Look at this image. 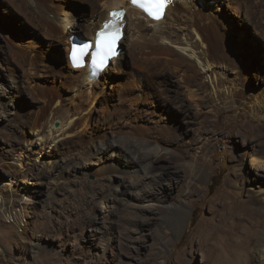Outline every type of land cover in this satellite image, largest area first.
Returning a JSON list of instances; mask_svg holds the SVG:
<instances>
[{"label": "rangeland", "instance_id": "374dc122", "mask_svg": "<svg viewBox=\"0 0 264 264\" xmlns=\"http://www.w3.org/2000/svg\"><path fill=\"white\" fill-rule=\"evenodd\" d=\"M190 1L194 11L210 15L216 21L219 33L223 35L222 40L226 39V51L234 61V70L216 69V82L214 74L203 68L196 56H189L191 52L181 54L179 46L164 42L197 67L200 75L196 89L201 98L200 107L195 106L196 103L188 96L174 72L159 67L157 72L161 76L152 79L155 82V90L152 91L155 94L152 96L154 104L142 103L133 108L126 106L125 109L128 114H135V109L139 107L143 113L138 115L139 121L149 127L155 125L152 111L156 110L162 123L171 127L173 138L170 146L174 152L165 153L161 164L180 170L184 176L187 170L177 162L178 152H184L189 161L200 157L209 161L214 157L210 179L191 181L189 176L186 179L182 176L164 178L156 184L145 180L150 186L143 188L140 194L137 192L139 198L135 196V191L124 186V168L119 167V174L114 173L112 180L107 177L99 179L95 173L105 161L113 168L125 166L123 154L112 159L105 157L101 161L95 158L91 163L78 161L80 164L77 162L67 170V164L63 161L54 162L49 157L54 141L41 142L37 139L31 125L40 116L41 108L34 101L28 72L25 71L26 74L12 61L8 69L23 75V80L20 83L21 93L11 101L9 93L12 86L6 75L8 72L0 67V189L12 179L14 189L17 188L27 199L14 203L16 211L12 219L6 220L0 214V264H212L210 246L217 235L212 236L208 226L223 218L228 225L240 222L235 232H242L250 219L247 200L252 199V207L259 208L260 199L264 196V192H258L264 187L263 172L253 163L260 154L264 155V118L255 111L257 99L264 101V0L261 1V8L256 1L248 3L243 13L234 11L231 0H209L208 4L203 0ZM45 5L50 10V18L56 15L62 17V21L67 19L70 23L83 26L88 25L89 18L94 19L98 14L93 15L94 10H104L98 0H46ZM31 19L19 13L7 1L0 0V62L6 67L4 57H10L13 46L32 50V56L39 58L42 67L54 73L39 77L40 82L69 104L78 90L65 83V76L70 74L65 38L76 36L80 39L82 35L84 39L92 38L87 34L79 37L78 33L70 32L65 35L61 33L59 36L65 40L61 41L57 35L44 32L35 17ZM66 21L62 24L67 30L71 24L64 25ZM169 23L168 20L163 27H170ZM177 27L173 31L180 38L191 41L193 37L192 42H200L191 31L190 37L184 36L187 34L184 26ZM132 41L128 29L121 53L123 48L129 53ZM201 51L203 48L200 46L196 55L199 56ZM129 64L124 70L134 68L131 59ZM111 68L107 77L113 83L107 84L106 88L103 84L101 86L114 102L118 92L125 90L126 74L119 75L115 73L113 65ZM235 84L240 88L239 94H236L235 108H229L228 101H218L222 112L218 121L216 116L209 113L210 94L216 98L213 86ZM147 86L151 88V84L147 83ZM81 89L85 94L89 93L87 88ZM54 106L57 104L54 103ZM93 112L94 117L98 118V110L94 109ZM99 118L100 123L81 128L75 138L69 139V145L64 149L65 155L82 150L92 135L105 132L109 122L118 120L115 118L105 122L102 117ZM75 122L79 125L81 118L75 117ZM231 122L237 127L232 129L234 131L230 130L233 127ZM54 125L59 127L60 122L56 121ZM20 154L25 158L23 168H18L16 161ZM112 160L115 162L112 163ZM117 185L121 186L120 192L111 195L115 193L112 188ZM191 191L194 197L189 196ZM104 194L106 199L103 198ZM183 201L187 203L193 221L192 226L189 227L188 223L179 230L175 228L168 209ZM205 228L206 231H202ZM252 251L247 250L245 259L248 264H257L260 253Z\"/></svg>", "mask_w": 264, "mask_h": 264}, {"label": "bare ground", "instance_id": "6f19581e", "mask_svg": "<svg viewBox=\"0 0 264 264\" xmlns=\"http://www.w3.org/2000/svg\"><path fill=\"white\" fill-rule=\"evenodd\" d=\"M5 1L13 6L19 13L27 16L30 21L32 20L31 17H35L40 23V26H42L44 32L51 36H53L52 34L57 35L56 37L61 41H65L63 36H59L61 33H64L65 35V33L69 34L70 32H76V34L78 33V36L87 34L90 38H92L90 40L84 39L85 37L82 35L83 37L80 38V40L95 43L96 33L103 28L105 22L113 19V17L110 16V13L122 12L123 16L119 20V25L123 32V38L119 42L121 45L120 48H122V43L126 39L128 29L133 40L130 44L129 53L124 51L123 48V51L118 58L113 59L111 64L99 73L98 77L92 78L90 57H87L81 66H74L71 60L70 54L74 46L72 39L76 36L73 38H70L71 36L69 38H65L67 44L66 48L68 49V67L70 71V74L64 78L65 83L78 90V92L72 96L71 103L69 104H66L65 99L63 100V97H61L57 92L53 91L43 82H40L38 79L39 77L52 76L54 73H52L49 68L42 67L39 58L32 56V50H28V48L22 46H13L10 49V57H4L6 67L2 66L0 62V67L4 70V72H8L6 75L11 82L12 89L9 93L11 101L17 97L16 95L21 93L20 83L23 80V75L21 76V74H16L14 73L15 71H12L11 69L9 70L8 68L10 67H8V64L14 61L24 72H28V81L30 89L35 97L34 101L39 103L41 108L40 116H37L38 119H36L31 126H33L32 128L36 133L37 139L41 140V142L44 140L54 141V146L51 148L53 152H50L49 154L52 161L56 162V160H61L67 164L65 165V167L67 166V170H70L71 167H73V165L78 161L91 163L95 158L97 161H101L105 157L112 159L123 154L126 160V162L123 163L125 166L114 165L117 167L113 168V165L105 161V164H103V166L99 168L98 172L95 173H97V177H99V179L107 177L112 180L113 174L120 171L119 167L124 168V171L122 172L124 173V186L128 190L135 191L137 194L135 196H139V198L140 195H138V193L143 191V188L150 186H148V183H145V180H148L151 184H156L160 183V180L164 178L173 179L174 177L181 178L183 176L180 170H173L172 167H167L161 164L165 153L168 154L170 152H174L171 150L173 148L170 146V141L173 138L171 127L168 124L162 123L160 115L158 117L159 113L156 110L152 111V114L155 116L154 119H156L155 125L154 127H149L139 121L140 118L138 115L141 113L139 107L135 109L137 110L135 114H128L125 107L127 106L133 108L134 106H138L140 104L142 105V103L144 104L148 102L150 105L154 104L152 96H155V94L152 91L155 90L153 85L155 82L153 80L155 77L161 76L159 75L160 73L157 72L159 67H163L166 70H170V72H174L186 89L188 96L196 103L195 106L200 107L199 101L201 98L198 94L199 90L196 89L198 84V75L200 74H198V70H196L197 67L195 68L190 63L191 61L188 62V60L180 55V53L184 54V52L189 51L191 52V55H189L190 57L196 56L195 59L197 58L203 68L214 74V81L216 82L218 79H216V76H218L216 69L219 70L228 68V70H234L235 67L233 59L226 51V39L222 40L223 35L219 33V29L217 28L218 26L214 18L212 19L210 15L202 14V12L199 13L194 11L190 5V3L192 4V1L190 0H174V2L166 9L163 17L160 19L151 18L145 12L135 7L131 0H98L104 9L101 12L96 10L92 12V14L98 13V16H96L98 17V20L91 19V17L87 21L88 25L83 26L82 24H78L76 22L70 23L66 21V19L65 21L67 23H64V25L71 24V27L66 30L62 24V22H65L61 20L62 17L60 18V16L58 17L55 15V17L50 18L48 16L50 10L45 5L46 0ZM203 1L206 4L209 3V0ZM252 1H256L259 5L258 7L261 8L262 0H231L230 2L234 11L243 13L245 5L247 6V4ZM262 15H264V9L262 11ZM168 20L170 21V27H163L164 24H168ZM250 21L252 22V20ZM180 26H184V29L187 31V34L184 36L190 37L191 31L200 40V42H192L193 37H191V41H188V38H186L187 41H185V39L180 38L179 35L177 36V34L173 31V28H179ZM56 37L54 39H57ZM145 37H149V39H145ZM164 42H169L170 44L179 46L178 48L181 50H178V48L177 50L180 53L173 50ZM30 44H32V42ZM200 46L203 48V51L199 52L198 56L196 55V51L200 49ZM116 54L117 51L115 55ZM130 59L134 68L126 71L124 70V67L127 65L130 66ZM112 65L113 69H115V73L119 75L126 74L125 90L118 92V97L114 102H112L111 96H108L106 94L107 92L105 93L101 86L103 84L106 88L107 84L113 83L107 77V73L112 70ZM147 83H149V85L151 84V88L147 86ZM81 87L87 88L89 93L85 94V91V93L82 92ZM145 90H147V92ZM239 90L240 88L237 84L232 86L223 85L222 87L219 85L213 86V93H216V98L210 94L211 106L209 113L213 117L216 116L219 121V117L222 112L219 109L218 101H228L227 103L230 104L228 107L234 109V106L236 105V94H239ZM257 101L258 107L255 111H257L258 114H261L260 117L264 118V101L260 98H258ZM54 103H56L57 106H54ZM94 109L95 111L98 110L99 117H102L105 122H109L111 119L115 118L118 120L109 122L110 125L105 129V132L92 135L82 150L65 155L64 149L69 145V139L72 140L75 138L81 128L85 129L90 124L100 123L101 118L94 117ZM141 114L143 115V113ZM75 117L81 118V123L79 125L75 122ZM210 119L213 118L210 117ZM56 121L60 122L59 127L54 125ZM230 125L233 126L232 122ZM232 129H237V127L233 126L230 129L231 131H234ZM238 134L242 135L240 131H238ZM233 135L236 134L234 133ZM206 149L207 147L205 148V151ZM102 153L107 154V156H104ZM178 153V159H176L177 162H179L180 165L183 164L187 170L183 179H186L187 176H189V180L191 181H203L210 179L211 171H213L212 167L214 157H211L209 161L204 160V158L201 159V157H198L199 159L196 158V160L189 161L188 156L184 152ZM204 155H206L205 152ZM207 157L208 156L206 155V158ZM259 157L258 159H255L253 163L256 164L259 170L263 172L261 177L264 178V155L260 154ZM24 159L23 154L18 155L16 160L19 166L18 168H23L22 165ZM113 162L115 161L112 160V163ZM120 187L121 186L117 185L115 188H112L115 189V193L110 192L111 195L116 194V192H120ZM258 192L259 194H262L264 192V187ZM193 193V191L189 192V196L192 197L194 195ZM105 197L106 195L104 194L103 198ZM26 199L27 197L25 195L22 196L17 188L16 190L14 189L12 179L5 182L4 186L0 189V214L4 216L6 220L12 219L14 210L16 211V208L13 206L14 203ZM105 199H103V203ZM251 200H247L250 205L248 208V216L250 219L247 224L243 226V230L239 234L236 233L235 230L239 228L238 226H240V222L228 225L226 224L227 220L222 218L220 221L212 222L208 226L209 229H211V235H217L214 238L216 239L215 242L210 246V262L212 264H248V261L245 259L248 249H252V253L259 252L260 255L258 256L260 257L257 264H264V196L260 199L259 208L252 207L253 203ZM168 211L174 219L173 221L176 229L180 230L188 223L189 227L192 226L193 218L189 213L188 205L185 201L172 205ZM206 228L202 229V231H206Z\"/></svg>", "mask_w": 264, "mask_h": 264}, {"label": "snow or ice", "instance_id": "6c2138e0", "mask_svg": "<svg viewBox=\"0 0 264 264\" xmlns=\"http://www.w3.org/2000/svg\"><path fill=\"white\" fill-rule=\"evenodd\" d=\"M134 6L141 8L148 16L158 19L162 9L166 5V0H131ZM112 20L105 22L103 28L96 33L95 47L85 44L83 47L73 46L70 57L74 66H81L85 57H90L91 63L98 68L104 66L108 57L115 54V46L121 35L119 20L123 16L122 12H112Z\"/></svg>", "mask_w": 264, "mask_h": 264}, {"label": "flooded vegetation", "instance_id": "af4514ba", "mask_svg": "<svg viewBox=\"0 0 264 264\" xmlns=\"http://www.w3.org/2000/svg\"><path fill=\"white\" fill-rule=\"evenodd\" d=\"M96 16H98V15H96ZM96 16H95V18H94V19H95V20H98V17H96Z\"/></svg>", "mask_w": 264, "mask_h": 264}]
</instances>
